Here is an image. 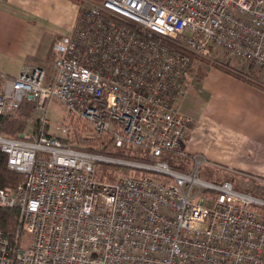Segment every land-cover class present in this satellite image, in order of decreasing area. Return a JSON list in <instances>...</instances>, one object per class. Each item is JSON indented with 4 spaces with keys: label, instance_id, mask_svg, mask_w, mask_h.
<instances>
[{
    "label": "built area",
    "instance_id": "1",
    "mask_svg": "<svg viewBox=\"0 0 264 264\" xmlns=\"http://www.w3.org/2000/svg\"><path fill=\"white\" fill-rule=\"evenodd\" d=\"M78 1L75 30L53 44L54 73L25 66L0 92V114L56 96L72 117L0 132L8 166L25 175L0 188L19 223L14 238L0 229V264H264V198L201 175L207 159L187 150L196 128L180 109L195 59L264 73V0ZM74 119L121 156L77 147ZM100 162L153 172L104 181Z\"/></svg>",
    "mask_w": 264,
    "mask_h": 264
},
{
    "label": "crops",
    "instance_id": "2",
    "mask_svg": "<svg viewBox=\"0 0 264 264\" xmlns=\"http://www.w3.org/2000/svg\"><path fill=\"white\" fill-rule=\"evenodd\" d=\"M80 15L78 0L1 2L0 92L5 76H16L25 66L54 73L53 44L75 30ZM193 65L189 92L180 103L196 128L187 150L207 159V168L219 173L216 181L231 177L238 190L264 198V73L244 64L245 78L215 66L201 75ZM181 161L184 168L191 164L189 158Z\"/></svg>",
    "mask_w": 264,
    "mask_h": 264
},
{
    "label": "trees",
    "instance_id": "3",
    "mask_svg": "<svg viewBox=\"0 0 264 264\" xmlns=\"http://www.w3.org/2000/svg\"><path fill=\"white\" fill-rule=\"evenodd\" d=\"M225 70L235 73L227 68ZM238 75L245 78L241 74ZM36 110V102L24 100L15 113L0 114V132L19 137L25 132ZM74 123L78 140L77 147L91 152H103L109 155L121 156L120 150L113 147L109 135L98 136L86 123L79 120ZM38 126L39 122L36 123L34 129H37ZM139 159L142 161L148 160L146 156H142ZM173 166L179 168L176 164H173ZM24 179V173L17 172L8 166L7 155L0 147V188L12 189L22 183ZM0 229L14 238L19 229L18 213L15 209L0 206Z\"/></svg>",
    "mask_w": 264,
    "mask_h": 264
},
{
    "label": "rangeland",
    "instance_id": "4",
    "mask_svg": "<svg viewBox=\"0 0 264 264\" xmlns=\"http://www.w3.org/2000/svg\"><path fill=\"white\" fill-rule=\"evenodd\" d=\"M81 3L82 2H80V4ZM233 62L228 64V63L222 62L220 59H217L216 61L215 60H205V59L204 60L203 59H195L193 62V64H194L193 66H194V70H196V73L201 74V75L206 73L207 70L211 66L220 67L222 69L227 68V69H230V70H232L236 73H239V74H241L240 72H242V71L247 72V73L249 72V71H245L248 67L241 66L240 62H236V61H233ZM198 64H201V66L199 65L196 68V66ZM192 73L193 72H191V74ZM33 116H34V120L29 121V124H28V126L24 132L25 134L32 133L33 124H34L33 122H35V125L37 122H39V124H41V121L43 120L44 116L49 118L51 128L53 129V131H54L55 126L57 124H64V123L72 120V117L69 113L68 107L60 98H58L56 96H52L51 98H49V100L46 104L45 110L37 109ZM78 120L80 122L86 123L90 127V124H88L87 122L82 121L80 119H77V121ZM74 122H76V119H74ZM74 140H75V143L77 144L78 140H77L76 130H75ZM171 159H172V161L176 162V164H177L176 166H178L179 168H184V164H182L184 162L181 161L183 158L172 157ZM150 172H153V171L138 168L134 165L120 164V163H114V162H100V163H98V165L96 167V177L98 179L104 180V181H113V180H116L119 177L124 176V175L142 176L145 174H150ZM201 175L203 177H205V179H207V180L209 179L211 181L212 180L216 181V179H219L218 178L219 173L215 169L209 170L207 168V165H205V164L202 166ZM224 179H231L232 180L231 177H225ZM205 205L210 206L211 203L207 200Z\"/></svg>",
    "mask_w": 264,
    "mask_h": 264
}]
</instances>
